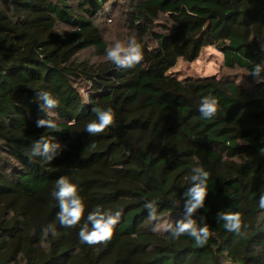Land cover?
I'll return each mask as SVG.
<instances>
[{
  "label": "trees",
  "instance_id": "1",
  "mask_svg": "<svg viewBox=\"0 0 264 264\" xmlns=\"http://www.w3.org/2000/svg\"><path fill=\"white\" fill-rule=\"evenodd\" d=\"M112 1L0 0V264H264V83L249 75L264 62V0H124L127 42L144 54L133 68L105 59L99 17ZM206 47L247 82L170 73ZM43 90L59 101L51 116ZM204 96L219 100L212 119L198 111ZM97 107H111L115 124L90 135ZM49 118L56 128L36 127ZM42 135L61 146L52 161L30 157ZM197 166L210 173L195 213L213 233L204 246L153 232L143 207L155 199L175 225ZM61 176L86 204L81 225L96 206L123 210L111 241L82 244L80 225H60L51 193ZM237 211L241 236L217 221ZM49 224L58 235L44 238Z\"/></svg>",
  "mask_w": 264,
  "mask_h": 264
},
{
  "label": "clouds",
  "instance_id": "2",
  "mask_svg": "<svg viewBox=\"0 0 264 264\" xmlns=\"http://www.w3.org/2000/svg\"><path fill=\"white\" fill-rule=\"evenodd\" d=\"M261 51L264 52V44H261ZM144 54L142 45L135 39H131L125 43L115 41L106 49L105 59L112 62L117 67L133 68L143 60ZM264 62L256 63L249 75H251L256 83H264ZM39 99L43 100V107L52 115L51 110L59 105L50 91H41ZM219 110V100L214 96H204L199 102L198 111L204 119H212ZM96 118L86 125V131L90 135H97L105 132L109 127L115 124L116 114L111 107L94 108ZM37 128H56L53 119H39L36 122ZM58 143H53L43 135L32 145L30 157H43L47 161H52L54 155L60 149ZM264 153V149H261ZM190 177L191 187L185 192L183 203L182 218L173 225L163 213L158 212V204L155 199L146 201L143 207L148 211V220L154 222L152 226L153 232H169L173 238L179 239L182 235H187L195 241L199 246H204L209 238L213 235L209 225L204 222L205 218L198 220L195 213L205 207V201L208 196V179L210 173L205 171L203 167L192 168ZM51 195L58 201L60 211L57 213V219L64 228H75L80 225L78 236L82 244L89 246L97 244H106L113 238L116 226L120 223L123 210L104 211L100 206H96L94 210L87 213L86 222L81 225V221L85 217L86 204L82 197L78 194V186L72 183L67 176H61L56 181V187ZM258 205L260 209H264V195H260ZM224 221V228L234 233L236 236L243 235L241 229L247 226L243 224L240 212H219L217 213V221ZM91 225V227H89ZM49 233L57 236L58 233L53 224L47 225L43 229V236L47 238Z\"/></svg>",
  "mask_w": 264,
  "mask_h": 264
},
{
  "label": "rangeland",
  "instance_id": "3",
  "mask_svg": "<svg viewBox=\"0 0 264 264\" xmlns=\"http://www.w3.org/2000/svg\"><path fill=\"white\" fill-rule=\"evenodd\" d=\"M126 7L127 3H124V0H113L108 4L107 10L99 17L103 35L109 45L117 40L127 43V27L123 20ZM151 42L153 43V41ZM94 53V51H91L86 53L85 56L93 57L92 55ZM170 73L180 79L206 76H216L218 78L234 77L239 81L246 82L248 79L246 70L226 67L223 53L215 47H206L194 61H187L180 58L178 63L172 67Z\"/></svg>",
  "mask_w": 264,
  "mask_h": 264
}]
</instances>
